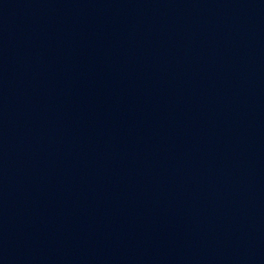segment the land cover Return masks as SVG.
Listing matches in <instances>:
<instances>
[{
	"label": "water",
	"instance_id": "95a60500",
	"mask_svg": "<svg viewBox=\"0 0 264 264\" xmlns=\"http://www.w3.org/2000/svg\"><path fill=\"white\" fill-rule=\"evenodd\" d=\"M0 264H264V0H0Z\"/></svg>",
	"mask_w": 264,
	"mask_h": 264
}]
</instances>
